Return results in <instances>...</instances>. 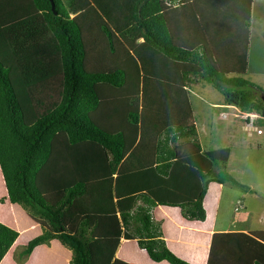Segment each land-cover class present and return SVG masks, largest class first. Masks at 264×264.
Here are the masks:
<instances>
[{"label": "trees", "instance_id": "16d2710c", "mask_svg": "<svg viewBox=\"0 0 264 264\" xmlns=\"http://www.w3.org/2000/svg\"><path fill=\"white\" fill-rule=\"evenodd\" d=\"M111 1L68 0L66 7L62 0H0V172L9 202L45 226L21 257L57 239L71 251L70 264H128L114 258L127 239L152 262L190 264L167 248L152 208L177 207L184 219L204 221L208 184L240 185L221 174L230 151L201 150L195 127L185 124L191 110L184 88L205 82L224 105L264 118L262 88L243 77L247 62L225 68L203 44H175L165 3L185 0ZM88 16L109 41L90 65ZM245 20L244 57L251 16ZM155 61L176 63L170 74L159 73L160 82L175 76L174 89L148 82L141 89L142 78L158 75ZM54 76L59 100L44 109L39 96L52 97L47 82ZM17 237L0 223V262ZM216 245L238 264H264V231L214 234L207 264H217Z\"/></svg>", "mask_w": 264, "mask_h": 264}, {"label": "crops", "instance_id": "0c3cea01", "mask_svg": "<svg viewBox=\"0 0 264 264\" xmlns=\"http://www.w3.org/2000/svg\"><path fill=\"white\" fill-rule=\"evenodd\" d=\"M62 1L65 6L68 4V0ZM246 1L247 0H185V2L176 5L165 3V5L170 8L167 11V21L175 44L179 46H187L188 48L197 46V44H203L206 46V52L210 55V52L217 53L216 59L220 61L222 67L233 68L239 66L240 63H242L241 54H245L247 29L245 27V20H237V17L239 16V13H246ZM110 2L112 1L110 0ZM253 5L252 2L249 6L248 11L250 16ZM228 9L230 10L228 11ZM220 11L229 17H226L225 15L220 16ZM80 13L81 12L78 11H70V16L75 19ZM202 17L207 23L213 21L217 24L221 21V23L218 24L219 30H224V28L232 30L233 32L227 35L232 36V39H230V37L223 39V36L219 34L222 31H219L216 34L212 32L206 33V28L199 25L197 22L199 21L198 19ZM78 19L81 20L79 17ZM86 20L90 23L85 28L88 35V46L91 47V49L95 48L94 55L99 61L97 55L100 51H103L101 48L106 49V46L108 48L109 41L100 31L98 23L97 26L91 25L92 20L89 16ZM116 35H118L116 36V39L117 37H120L119 34ZM204 40L210 41L211 47L203 43ZM139 42H141V40H139ZM153 65L158 77L155 76L147 81H144L142 78L143 83H141V89L144 88L146 82H148L151 89H153L154 86L161 89H170L171 86V88L174 89L175 86L172 85H175V76L171 78L167 77L166 81L160 82L159 73L166 72L170 74L175 71L176 63L166 62L164 64L155 61ZM189 89L190 87L184 88L191 110L190 117L192 118L191 121H189V117L185 124L196 128L201 150L209 152L225 148L231 152V149L229 148L231 147V145H229L231 142L229 141L227 143V137H223L224 129L226 126L229 127L228 125L240 124V131L243 133L237 136V139H231L233 143L232 145L241 146L242 149H246L244 151H249L250 140L255 138L256 129L247 126L245 122L240 119L238 116L240 111L238 109L224 105L223 98L220 101L215 98L213 101L216 102L207 104V114L210 117L207 121L208 125L211 126V130L214 131L212 134L214 140L209 146H206L207 148L204 146L205 144L202 145L201 131L204 130L203 120L198 119L199 122L196 123V112L193 111L188 96ZM142 95L143 93L140 94L141 97ZM198 99L202 102L201 98ZM220 123L223 124L222 130H220ZM229 128L232 129L231 126ZM0 180L2 183V188L0 190V223L12 228L18 233L16 241L3 257L0 264H70L72 259L71 251L63 246L57 239L51 240L48 244L39 245L33 249L31 254L21 257V253L28 242L41 235L45 226L42 227L40 223L30 218L24 208L9 202L2 174H0ZM227 187L225 182L223 184L217 182H210L208 184L206 196L203 199V207L206 212V218L204 221H189L184 219L181 215L180 208L177 207L158 205L152 208V218L156 223L160 224L165 244L175 256L190 264H207L214 234H250L252 232L264 231L256 230L252 225V223H264V217L255 222V217L252 211L244 212V210H242L243 213L241 214L233 213L237 207L240 209L247 207H245V203L243 202L245 199L242 201L243 196L241 194L235 198L234 203L231 202L230 200L233 198L229 197L232 195V191ZM137 205H142V202L138 201ZM46 223L47 222L44 221V225ZM233 223L245 224L237 226ZM232 240H234L233 237L225 238L226 243ZM216 246L218 247L216 250L217 264H238L233 257L234 255H232V252H222L220 250L221 246ZM245 255H247V252H245ZM245 255L242 258H246ZM261 257L263 258L264 254H261ZM114 258L128 264H169L165 261L159 263L152 262L146 255L145 251L139 248L136 240L127 239H121ZM247 263H250L249 260ZM247 263L246 259H242L241 264Z\"/></svg>", "mask_w": 264, "mask_h": 264}, {"label": "rangeland", "instance_id": "374dc122", "mask_svg": "<svg viewBox=\"0 0 264 264\" xmlns=\"http://www.w3.org/2000/svg\"><path fill=\"white\" fill-rule=\"evenodd\" d=\"M67 1V0H65ZM253 9L251 13V23L249 28V47H248V54L244 57L242 53V63L247 62L246 72L243 77L247 79L252 84L259 86L262 88L261 92H257L258 97H264V0H253ZM230 9H228L229 11ZM241 10V9H240ZM226 12V11H224ZM225 15L222 11H220V16ZM245 15V16H243ZM201 16V15H200ZM226 17H229L225 15ZM248 16H250L248 13L241 14L239 13V16L237 17V20H245ZM245 18V19H244ZM198 24L208 29L209 27L212 28V32L216 34L218 31H222L221 34L223 36V39L226 37H230L232 39V36H227L233 31L227 28H224V30H219L218 24L221 23L219 21L217 24H215L213 21L210 23H207L202 18L198 19ZM215 21V20H214ZM246 24V20L244 21ZM248 37H246L247 39ZM116 40H114V47L116 50L121 48V46L116 45ZM207 46L211 47L210 41L204 40V42ZM246 48V47H245ZM106 49L107 48L106 46ZM95 48L91 49V53L89 54L87 58V64L90 65V63H94L96 60V57L94 55ZM212 56H215L217 53L210 52ZM103 60L100 62L106 63L108 62L106 60V54H104ZM216 57V56H215ZM217 58V57H216ZM218 63L220 61L217 59ZM229 76H239L237 72H229ZM49 86L51 87V83H53L54 89H52V97L41 98V102L43 103L44 109H47V107L54 103L55 101H58V90H59V80L54 77H50L49 81L47 82ZM190 89L188 91L189 100L192 104V109L194 112H196V123L199 122V120H203V127L204 130L201 131V143L202 145L209 146L211 142L214 140L212 138V134L214 131L211 130V126L208 125V119H210L209 115L207 114L208 107L207 104H212L215 98L219 99L220 101L222 99V96L215 91L211 86L206 84L205 82L198 81L195 85H190ZM38 97V96H37ZM201 98L202 102L198 99ZM45 102H44V101ZM263 100V99H262ZM208 102V103H206ZM52 107V105L50 106ZM49 107V108H50ZM38 110V109H37ZM239 113L238 115H240ZM222 116V115H221ZM191 118L189 121H191ZM199 119V120H198ZM260 121V120H259ZM260 123H258L259 125ZM238 125V126H237ZM237 125H228L231 126L232 129L226 126L224 129L223 137H227V143L230 141L229 147L231 149L229 161L227 164V168L225 171H222L221 174L226 173L231 177L234 181H236L240 186L237 187L233 185L232 182L225 180L226 187L232 191V195L229 198H233L230 201L234 203L235 198L241 194L243 196L242 201L245 203V207L247 208H238L233 211L234 214H241L246 211H252L255 217V222L258 221V219H263L264 217V138L262 136H258L255 134V138L250 140V149L249 151H244L246 149H242L241 146H234L232 145V138L237 139V136L242 134L243 132L240 131V124ZM223 124L220 123V130H222ZM196 129V128H195ZM207 148V147H206ZM1 174V173H0ZM230 187V188H229ZM2 188V183L0 180V190ZM233 189V190H232ZM113 191V190H112ZM233 208V207H232ZM234 225L242 226V224L245 223H233ZM253 228L256 230H264V223H252Z\"/></svg>", "mask_w": 264, "mask_h": 264}, {"label": "built area", "instance_id": "2783aa9c", "mask_svg": "<svg viewBox=\"0 0 264 264\" xmlns=\"http://www.w3.org/2000/svg\"><path fill=\"white\" fill-rule=\"evenodd\" d=\"M241 120L249 127H254L256 129V134L264 138V118L257 113H241L238 115ZM262 121V125H257L258 121Z\"/></svg>", "mask_w": 264, "mask_h": 264}, {"label": "water", "instance_id": "95a60500", "mask_svg": "<svg viewBox=\"0 0 264 264\" xmlns=\"http://www.w3.org/2000/svg\"><path fill=\"white\" fill-rule=\"evenodd\" d=\"M52 9H54V6H53V4H52ZM263 99V101H264V98H262Z\"/></svg>", "mask_w": 264, "mask_h": 264}, {"label": "clouds", "instance_id": "9594fccd", "mask_svg": "<svg viewBox=\"0 0 264 264\" xmlns=\"http://www.w3.org/2000/svg\"><path fill=\"white\" fill-rule=\"evenodd\" d=\"M259 122H260V121L257 122V125H258ZM259 125H262V123H260Z\"/></svg>", "mask_w": 264, "mask_h": 264}]
</instances>
